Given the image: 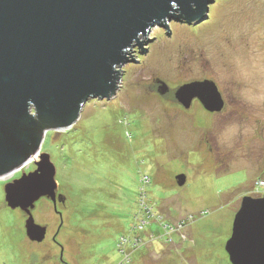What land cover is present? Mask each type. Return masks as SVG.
I'll list each match as a JSON object with an SVG mask.
<instances>
[{
	"label": "rangeland",
	"instance_id": "374dc122",
	"mask_svg": "<svg viewBox=\"0 0 264 264\" xmlns=\"http://www.w3.org/2000/svg\"><path fill=\"white\" fill-rule=\"evenodd\" d=\"M208 7L195 21L174 16L152 27L144 51L133 45L135 60L120 69L110 100L88 101L70 125L42 133L36 159L0 175V264H232L226 244L242 199L264 196V108L241 103L264 105V0ZM205 80L227 105L219 113L176 99L180 86ZM229 122L244 133L226 146L218 136ZM43 153L66 200L62 217L50 200L37 204L35 223L48 235L35 242L28 215L8 206L4 190L35 171ZM144 176L149 206L140 194ZM132 230L138 246L118 250Z\"/></svg>",
	"mask_w": 264,
	"mask_h": 264
},
{
	"label": "water",
	"instance_id": "95a60500",
	"mask_svg": "<svg viewBox=\"0 0 264 264\" xmlns=\"http://www.w3.org/2000/svg\"><path fill=\"white\" fill-rule=\"evenodd\" d=\"M212 0H0V175L35 158L43 132L40 118L54 127L70 125L90 100H110L119 89L121 68L133 45L141 46L155 25L168 26L174 16L195 21L205 16ZM165 83L159 89L164 95ZM177 101L189 109L198 99L210 113L224 100L214 82L195 81L179 87ZM35 111V115L31 111ZM53 127V129H54ZM37 169L5 185L11 209L27 215L30 240L42 242L46 226L35 223L32 211L57 195L56 167L47 153ZM183 186L186 176L179 175ZM247 209L244 241L234 243L239 214ZM226 252L232 264H264V196H245L237 212Z\"/></svg>",
	"mask_w": 264,
	"mask_h": 264
},
{
	"label": "clouds",
	"instance_id": "9594fccd",
	"mask_svg": "<svg viewBox=\"0 0 264 264\" xmlns=\"http://www.w3.org/2000/svg\"><path fill=\"white\" fill-rule=\"evenodd\" d=\"M241 103L252 109L264 108V105L261 104H255V105L249 104L248 101L243 97H241ZM243 133H244V129L241 124L236 122H229L228 124L225 125L223 131L219 133L218 138L221 140L222 143H225L226 146H230L229 141L231 143H234L241 135H243ZM225 134H228L229 140H225Z\"/></svg>",
	"mask_w": 264,
	"mask_h": 264
},
{
	"label": "trees",
	"instance_id": "16d2710c",
	"mask_svg": "<svg viewBox=\"0 0 264 264\" xmlns=\"http://www.w3.org/2000/svg\"><path fill=\"white\" fill-rule=\"evenodd\" d=\"M39 121H40V127H39V129L41 131L50 130V129H52L55 126L54 121L52 119H48L46 117L40 118ZM143 178H146V179L143 180V181H141L142 184H143V187L141 188L140 194H141V197L142 198L145 197V203L149 206V203H148V194H145V193H146L147 186L151 184V179L149 177H146V176H144ZM260 181L262 183H264L263 180H260ZM258 189L264 191L263 187L261 189V187L258 186ZM144 211H145V214H150L152 210L147 209V210H144ZM182 223H184V222H182ZM136 226H137V228L139 227L138 225H136ZM132 231L134 232V233H132V235L131 234L130 235L129 234H124V235H122V237H125V238L126 237L128 238V236L133 237L135 233H136V236H137V233L138 232H136L135 230H132ZM130 240H131V242H133L135 239L134 238H130ZM137 240H138V242H140L139 239H137ZM117 243H118V250H121V248L119 246L120 240H118Z\"/></svg>",
	"mask_w": 264,
	"mask_h": 264
},
{
	"label": "snow or ice",
	"instance_id": "6c2138e0",
	"mask_svg": "<svg viewBox=\"0 0 264 264\" xmlns=\"http://www.w3.org/2000/svg\"><path fill=\"white\" fill-rule=\"evenodd\" d=\"M247 213H248L247 209H242L239 214V226L234 236V243L237 245H241L244 241L245 220L247 217Z\"/></svg>",
	"mask_w": 264,
	"mask_h": 264
},
{
	"label": "flooded vegetation",
	"instance_id": "af4514ba",
	"mask_svg": "<svg viewBox=\"0 0 264 264\" xmlns=\"http://www.w3.org/2000/svg\"><path fill=\"white\" fill-rule=\"evenodd\" d=\"M196 101L200 103V101H199L198 99H195V100L193 101V103L196 102ZM200 104H201V103H200ZM201 105H202V104H201ZM225 107H227V105H226V103H225V101H224V108H225ZM203 108H204V107H203ZM224 108H223V109H224ZM212 114H215V113H212ZM57 195H60V194L57 193ZM251 197H252V196H251ZM254 198H257V197H254ZM42 200H43V198L40 199V200L36 203V206H37V204H38L40 201H42ZM50 203L54 205V203H52V201H50ZM59 203H61V202L57 201V204H56L57 211H55V212H56L60 217H62L63 212H61V211L59 210V208H58V205H61V204H59ZM63 205H65V203H64ZM54 208H55V206H54ZM62 226H63V223H62L61 226L57 229V232L55 233V238H56V236L61 232ZM56 234H57V235H56ZM47 235H48V231H47ZM47 235H46V237H47Z\"/></svg>",
	"mask_w": 264,
	"mask_h": 264
},
{
	"label": "built area",
	"instance_id": "2783aa9c",
	"mask_svg": "<svg viewBox=\"0 0 264 264\" xmlns=\"http://www.w3.org/2000/svg\"><path fill=\"white\" fill-rule=\"evenodd\" d=\"M23 165H24V164H23ZM23 165H22V166H23ZM22 166H20L19 168H21ZM19 168H16V169H19ZM13 170H14V169H13ZM145 179H146V178H143V180H145ZM172 228H173V227H172ZM172 228H171V230H172ZM134 239H135V240H134L133 242H131L130 238H127V237H126V239H125V238L122 237V238L120 239L119 246L121 247L122 243L125 242L126 244L129 245V248L134 249V248H136V247L138 246V244H139L137 238L135 237ZM131 244H133V245H131Z\"/></svg>",
	"mask_w": 264,
	"mask_h": 264
},
{
	"label": "bare ground",
	"instance_id": "6f19581e",
	"mask_svg": "<svg viewBox=\"0 0 264 264\" xmlns=\"http://www.w3.org/2000/svg\"><path fill=\"white\" fill-rule=\"evenodd\" d=\"M37 157H35V159H36ZM7 177H9V176H7Z\"/></svg>",
	"mask_w": 264,
	"mask_h": 264
}]
</instances>
